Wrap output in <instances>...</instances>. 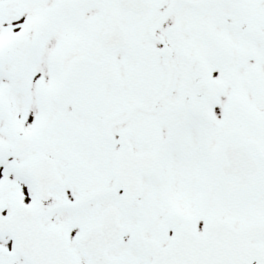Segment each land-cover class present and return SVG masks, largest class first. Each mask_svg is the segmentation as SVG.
<instances>
[{"label": "flooded vegetation", "instance_id": "obj_1", "mask_svg": "<svg viewBox=\"0 0 264 264\" xmlns=\"http://www.w3.org/2000/svg\"><path fill=\"white\" fill-rule=\"evenodd\" d=\"M144 1L146 12L134 15L121 11L119 0H101L104 13L88 25L85 39L78 42L73 32L74 41L63 70L67 90L62 91L59 82L46 85L40 81L38 98L28 95L21 107L12 106L0 118L1 132L10 137L23 135L31 143L30 150L19 160L0 154L4 155L0 164L3 165L0 168V206L3 201L10 205L19 199L34 208L55 205L68 198L64 192L67 189L69 196H74L75 187L81 186L79 182L72 184L76 178H88L85 182L90 188L102 185L109 178L107 172L115 153L121 148V134L125 135L133 153L142 150L143 138L149 141L155 151L156 164L165 167L166 172L169 163L165 160V151L172 152V148L165 150V141L173 135L182 138L186 124H193L195 131L190 132L205 141L200 145L207 154L201 155V160L214 157L218 144L212 145L208 126L203 121L212 98L210 94H198L194 85L202 79L212 89L211 84L219 81V67L232 64L238 57V49L242 50L243 38L253 35V31L241 29L237 19L246 20V25L258 30L249 15L248 20L237 16L239 10L248 13L253 10L249 0ZM235 3L236 12L231 9ZM105 12H117V22L128 40L127 49L109 51L98 45V35L108 26ZM257 14L264 17V9ZM228 20L232 21L230 40L240 39L238 46L226 40L227 31H221L229 24ZM161 54H165L166 61L163 62ZM76 58L79 59L73 63ZM59 60L57 56L54 62L58 71ZM197 64L202 70L198 74L195 72ZM108 67L113 70V77L99 73L100 69ZM46 86H49L47 91ZM106 101V109H103ZM44 141L55 152L53 171L63 180V188L57 185L48 188L47 203L39 196L28 173L33 160L44 154ZM177 145L168 142L165 146ZM171 161L172 167L180 165L177 159L171 158ZM82 168H85L84 174ZM11 172H15L14 178ZM121 193L120 189L115 198H121ZM140 207L137 202L134 213L140 215ZM72 219L70 211L56 215L52 212L43 217L41 223L66 234ZM72 243L69 242L70 248ZM132 248H119L121 256L117 261L112 255L113 264H142ZM0 264L26 262L13 250L12 241L4 240L0 243Z\"/></svg>", "mask_w": 264, "mask_h": 264}, {"label": "rangeland", "instance_id": "obj_2", "mask_svg": "<svg viewBox=\"0 0 264 264\" xmlns=\"http://www.w3.org/2000/svg\"><path fill=\"white\" fill-rule=\"evenodd\" d=\"M26 1V2H25ZM23 5H19L21 8L23 6V11L20 13L19 17H11V15L5 11V15L0 13V67L4 66L8 62H13L14 59H18L19 57H22V53L18 52H13L16 49H14V42L16 39H13L12 36L19 37L22 33H19L20 31L26 30L28 31L26 33V36L29 37L28 40H30V43L28 44L27 47V52L25 54L32 53V57L30 62L33 63V66L36 67V65L39 63L45 64L47 62V59H49V56L53 53L56 52L59 49V47L63 46L66 47L68 44L67 38H69L70 31H74L76 27H78L80 24L82 25V28L87 24L86 17L88 19L93 18L95 15H99L101 12V3L99 0L97 4L91 6H84V8H76V12L72 7H65V9L58 10L56 9L53 10L52 8V1L51 0H25ZM79 1V0H77ZM22 4V0H18V4ZM95 3V2H94ZM1 4V1H0ZM16 7H19L18 5L13 4ZM2 6H0L1 8ZM2 11V10H0ZM7 15V16H6ZM5 16V18H4ZM6 17H9V24L11 26V30H9V33L12 36H8V34L5 32L7 29H5V19ZM11 17V18H10ZM8 21V19H6ZM83 20V22H81ZM7 23V22H6ZM13 30L15 31L13 34ZM60 36H63V38H60ZM57 48V49H56ZM37 53V54H36ZM11 55V56H10ZM34 57V58H33ZM255 68L258 69L257 72L259 74V81H261V86L257 82V87L258 91L261 93L264 92V59L260 60L259 62L256 63ZM1 69V68H0ZM16 75H18L17 72H15ZM37 76L32 74V83L31 86L37 83ZM256 79L258 80V77L256 75ZM7 80V77L0 73V87L5 85ZM8 81V80H7ZM13 92V91H12ZM255 93H253L248 101L249 103H252L254 100ZM11 102L14 101L16 103V95L13 97L11 96ZM220 99L222 100L221 96ZM254 103V101H253ZM255 109V108H254ZM257 110V109H256ZM258 112V111H257ZM253 116V121L257 120L258 123L254 125V129L256 131V136L255 134L252 135L253 138L259 137V130H260V125L263 120L261 118L263 117L262 115L257 114L256 112H252L250 114ZM250 116V117H251ZM237 123L241 121L240 117H235ZM234 125V124H232ZM244 134L243 136H245ZM0 144H6L8 143V139L2 137L0 135ZM180 166L175 167V171L172 170L171 177L176 176L178 178H185L186 175V165L189 161H191V155L190 153H185L183 156L180 158ZM194 178V177H193ZM163 186V185H162ZM193 186V184H176L172 185L173 189V197L175 198V206L177 207V211L180 210V213L185 212V211H190L191 207H194L196 202L192 201L191 199L188 198L187 195H183L180 199L179 196L175 194V192L181 193V191L186 187ZM175 188V190H174ZM187 191L188 188H187ZM219 200H216L215 203H218ZM158 204V209H160L162 212L164 210H168L166 208V205L161 206L160 202L157 201ZM165 212V211H164ZM163 212V214H164ZM250 210L246 209L242 211L240 215H229L227 216L230 218L234 223H239L241 221L249 220L250 219ZM261 219L264 220V215L261 217ZM263 245H264V236L259 240Z\"/></svg>", "mask_w": 264, "mask_h": 264}, {"label": "bare ground", "instance_id": "obj_3", "mask_svg": "<svg viewBox=\"0 0 264 264\" xmlns=\"http://www.w3.org/2000/svg\"><path fill=\"white\" fill-rule=\"evenodd\" d=\"M248 4L252 7V11L250 13L244 12V11H238L237 16L241 18H246L248 20V15L249 18L251 19L252 22H255L257 25V31L256 29L250 28L248 25H246V20H240L237 19L236 22L237 24H240L241 29H245L246 32L248 31H253V35L249 37L248 39L246 37L243 38L244 42L242 45H246L250 42H252L253 38L257 36L259 38L260 35H264L263 30H264V17H261L260 14H257V12L261 9H264V0H249ZM237 3H235L231 8L234 9L236 8ZM7 9V8H6ZM235 12L237 9H234ZM230 11V10H229ZM163 62L167 60V57L165 54H161ZM251 71V70H249ZM256 71L253 69L249 73V80H241L242 87L239 85L238 81H235V84L233 82L229 83L228 86L224 89V91L227 93L224 95V98H235L233 105L228 106L231 108V114L222 122L220 120H213L212 123L208 126V134L209 138L212 142V145L215 146L218 144V147L215 149V152H213V158H214V166H215V178H227L225 175L221 174V170H224L226 172H234L233 170L229 169L230 165H233L234 167H237L238 170H243V166L240 165V162H234L232 160H228L230 153H233L234 151L239 152L240 154L244 155L245 153H251L248 154L249 158L251 161L254 159V162L256 163L257 168L253 167L252 169L254 171H257V173L263 174L264 175V161L258 159V155L263 154L264 157V114L261 120H263L260 125V130H259V137L253 138L252 135L256 133L254 129V125H256L257 120L253 121L252 116L249 115V111L247 109V103L249 101L250 96L255 93L253 99L255 100L258 96H260V91H258L257 87V82L261 86V81H259L253 76L259 75L258 73H255ZM261 79V78H260ZM12 81V80H11ZM18 86V85H17ZM9 87H12L10 83L6 80V83L4 85V88L7 89ZM5 93V92H4ZM223 95V94H222ZM250 95V96H249ZM240 98V99H239ZM241 100V101H239ZM219 107L217 108L218 113H222L225 110L226 104L223 103H218ZM206 110H212V107L207 106ZM252 112H256V110L249 108ZM264 113V109L261 111ZM251 116V117H250ZM235 117H240L241 121L237 123ZM234 124V125H232ZM177 123H173V126L175 127ZM183 128V127H182ZM193 131H195L193 129ZM244 134H246L244 137H242ZM256 136V134H255ZM263 140L262 143H259V140ZM231 142L230 144L228 142ZM238 143V145H236ZM228 145H231L232 149H228ZM263 145V146H262ZM131 150V149H130ZM127 151L125 147L121 149L120 154H125ZM132 152V150H131ZM133 153V152H132ZM128 154V153H127ZM138 157L135 158V155H133V159L136 160H143V158L148 159L150 156L149 151H143V152H138ZM130 157V155H128ZM241 158V157H239ZM136 164L132 163L131 166L135 167ZM125 167L126 165L123 164ZM250 169V167H249ZM134 185L140 184V183H133ZM136 189H140V186H135ZM239 201V199H238ZM239 210H248V204L242 205L238 207ZM218 225V223H216ZM240 225V224H239ZM7 227V226H6ZM243 227V226H241ZM232 230L233 234L235 231H240L241 234V229L239 227H235ZM243 234H245L246 229H243ZM223 232V231H222ZM222 233L220 234V236ZM225 234H223L224 236ZM196 237H200L198 235H195ZM229 238V237H228ZM225 240V241H219V243L213 244V247L216 249H222V250H230V251H235L237 252H242L246 250L247 248V253L243 252V256H245V259L241 257V260H245L246 264H264V249L263 247H257L253 246L255 243L254 240L251 239L247 235L248 241L242 243L240 238L237 240L238 237L232 238L231 240ZM182 240V239H181ZM172 242V240H171ZM170 242V243H171ZM250 247L253 251L250 250Z\"/></svg>", "mask_w": 264, "mask_h": 264}, {"label": "water", "instance_id": "obj_4", "mask_svg": "<svg viewBox=\"0 0 264 264\" xmlns=\"http://www.w3.org/2000/svg\"><path fill=\"white\" fill-rule=\"evenodd\" d=\"M243 229H246L245 234H243ZM39 230L40 228L34 231ZM232 230L234 229L223 223L209 224L204 237L198 238L191 232L182 229L165 248L153 247L154 250H151L154 256L152 264H246L245 260H241V257L245 259L243 252L247 253V248L242 252H237V250L230 251L213 247V244L225 241L228 237V240L236 237H238L237 240L242 238V243L248 241L247 235L250 237L251 231L248 227L241 228V234L240 231H235L233 234ZM223 234L225 235L223 236ZM45 235L43 237L39 232L32 239L38 243L36 246L33 245V249L39 251V254L46 259L65 256V253L62 252L63 249L60 250L55 245H49L47 233ZM17 240L21 242V238ZM250 250L253 251L251 247ZM45 262L47 264L48 261Z\"/></svg>", "mask_w": 264, "mask_h": 264}]
</instances>
